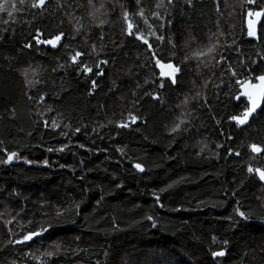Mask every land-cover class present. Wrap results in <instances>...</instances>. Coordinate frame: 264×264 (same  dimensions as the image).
I'll list each match as a JSON object with an SVG mask.
<instances>
[{"label":"trees","instance_id":"trees-1","mask_svg":"<svg viewBox=\"0 0 264 264\" xmlns=\"http://www.w3.org/2000/svg\"><path fill=\"white\" fill-rule=\"evenodd\" d=\"M33 4L0 0V264H264V0Z\"/></svg>","mask_w":264,"mask_h":264},{"label":"snow or ice","instance_id":"snow-or-ice-1","mask_svg":"<svg viewBox=\"0 0 264 264\" xmlns=\"http://www.w3.org/2000/svg\"><path fill=\"white\" fill-rule=\"evenodd\" d=\"M89 2H91V0H89ZM249 2L252 3V2H254V0H249ZM44 3H45V0H39V5H37V4H33V7L43 6ZM262 14H264V13H255V15H257V16L262 15ZM249 15L251 16V15H253V13L250 12ZM125 18L127 19V14H125ZM131 29H132V25L129 24V31H128V34H129V35H133V34H134V33L131 31ZM249 35L254 36V35H255V31H254V30H253V31H250V32H249ZM62 36H63V34L61 33V34L55 36L53 39L40 40V41H38V42H39V43H46V44H48V45H51L53 48H55V47H57V45L59 44L60 40L62 39ZM137 38L139 39L140 37L137 36ZM144 43L147 44V41L145 40ZM80 55H81V53H76V55L73 57V63L76 62L77 57H79ZM157 63H159V61H157ZM169 67H170V68H173L172 65H169ZM87 71H88V72H91L92 69H91V68H88ZM176 71H179V69H178V68H173V73H175ZM172 79H173V82H175L174 75H173ZM257 79L261 82L262 85H264V75H261V76L257 77ZM93 83H94V82H93ZM244 95H247L248 98H249V100L251 101V107H249V108H248V109L242 114V116H234V117H233V120H235V121L237 122L238 125H243V124L247 123L248 118H249V117H250V116L256 111L257 107H259V103H258L257 99H254L250 93H247V92H246V93H244ZM260 95H261L262 97H264V87L261 88V93H260ZM237 99H239V97H237ZM133 122H135V117H133ZM120 126H121V127H127L128 125H127V124H122V125H120ZM173 130L175 131V129H173ZM62 150H63V149H61V151H62ZM252 150H253L254 152H259V151H261V149L258 148V147L255 146V145L252 146ZM236 154L238 155L239 153H236ZM16 155H17L16 153H11V154L8 156V159H7L6 162H11V160H12L14 157H16ZM45 163H47V162L45 161ZM136 167H137V169L140 170V171H143V170H144L140 165H136ZM248 171L251 173V172H253L254 170L250 167V168L248 169ZM255 172L259 175L260 180L264 181V170H261V169H255ZM240 215H241V216H244V213H240ZM32 235H39V233L30 234V235L26 236L25 239H27V240L32 239ZM214 255H215V256H223V255H225V253H224V251H220V252H216V253H214Z\"/></svg>","mask_w":264,"mask_h":264},{"label":"water","instance_id":"water-1","mask_svg":"<svg viewBox=\"0 0 264 264\" xmlns=\"http://www.w3.org/2000/svg\"><path fill=\"white\" fill-rule=\"evenodd\" d=\"M37 42L40 40L39 38L35 39ZM46 46H51L48 45L46 43H43ZM169 65H172L173 68H177L175 64L170 63V64H164L159 68V73H160V77L163 80H171L173 75L175 76V74L178 72L176 71L175 73H173V68H170ZM103 77V72H101L99 74V78ZM264 87V85L261 84V82L256 79L255 81L253 80H249L247 82H245L244 84L241 85L240 87V94H239V99H245L247 101L248 107H251V101L249 100L247 95H244V93H250L252 95V97L254 99H257L258 103H259V107H257L256 111L248 118L247 123L243 124V125H238L239 127L245 128L247 127L250 122L252 121V119L263 110L264 107V97H262L260 95L261 93V88ZM257 153V152H256ZM136 167V166H135ZM137 169V167H136ZM138 170V169H137ZM138 172L140 174L144 173L143 171L138 170ZM259 176V175H258Z\"/></svg>","mask_w":264,"mask_h":264},{"label":"rangeland","instance_id":"rangeland-1","mask_svg":"<svg viewBox=\"0 0 264 264\" xmlns=\"http://www.w3.org/2000/svg\"><path fill=\"white\" fill-rule=\"evenodd\" d=\"M161 66H162V65H161ZM161 66H160V67H161ZM160 67H159V68H160Z\"/></svg>","mask_w":264,"mask_h":264},{"label":"bare ground","instance_id":"bare-ground-1","mask_svg":"<svg viewBox=\"0 0 264 264\" xmlns=\"http://www.w3.org/2000/svg\"><path fill=\"white\" fill-rule=\"evenodd\" d=\"M249 108V107H248Z\"/></svg>","mask_w":264,"mask_h":264}]
</instances>
